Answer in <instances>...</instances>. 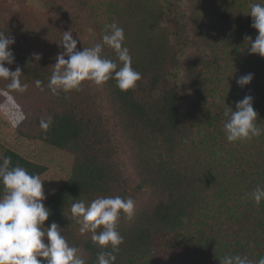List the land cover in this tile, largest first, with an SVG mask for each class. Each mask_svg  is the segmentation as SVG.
Returning <instances> with one entry per match:
<instances>
[{
	"label": "trees",
	"instance_id": "1",
	"mask_svg": "<svg viewBox=\"0 0 264 264\" xmlns=\"http://www.w3.org/2000/svg\"><path fill=\"white\" fill-rule=\"evenodd\" d=\"M252 3L264 0H0V32L15 39L10 46L15 62L6 66L20 67L28 85L20 93L0 79L2 107L20 136L74 155L71 176L44 203L50 209L44 223L55 221L86 264H96L98 254L111 249L94 243L91 232H80L71 214L74 202L87 206L117 195L134 200L133 215L121 212L118 221L124 240L115 264H178L175 250L177 242L184 243L179 238L186 227L197 225L216 203H226L227 190L214 182L219 174L205 157L214 147L205 131L216 121L210 109L215 75L227 63L216 34L240 14L252 23ZM113 22L124 29L132 67L141 73L136 87L121 91L115 79L99 86L85 80L79 91L53 95L47 85L64 52L63 32L71 30L82 50L103 44ZM33 53L42 58L36 61ZM102 56L117 59L107 45ZM48 116L53 122L44 132L40 120ZM255 140L262 178L264 134ZM5 156L11 157L10 167L33 175L48 170L11 148L0 150V158ZM246 205L240 207L254 214L253 226L264 233V202ZM255 241L248 254L253 262L264 257V235ZM223 249L217 250L218 259Z\"/></svg>",
	"mask_w": 264,
	"mask_h": 264
},
{
	"label": "clouds",
	"instance_id": "2",
	"mask_svg": "<svg viewBox=\"0 0 264 264\" xmlns=\"http://www.w3.org/2000/svg\"><path fill=\"white\" fill-rule=\"evenodd\" d=\"M248 14L252 17L251 27L258 31L254 40L246 37L250 44L249 52L264 57V3H252ZM125 39L124 29L113 22L106 26L103 44L78 50V41L73 38L72 31H64L60 42L64 52L58 54L49 78L47 87L50 92L58 95L61 91H79L85 80L99 86L115 79L121 91L135 88L142 77L132 67V56L124 46ZM14 43L13 37L0 32V79L9 81L7 89L23 93L28 85L21 81V68L12 71L6 66L15 62L10 48ZM103 45L115 51L116 60L102 56ZM32 55L36 61L42 58L39 53ZM118 62L122 66L118 67ZM252 79L253 74L249 73L237 79V84L243 87ZM36 85L41 87L42 82L36 81ZM223 115L226 117L223 130L229 143L251 140L264 134V129L257 126L258 113L250 95L237 101L235 109H225ZM23 118L21 116V120ZM52 122L51 116L42 118L40 128L47 132ZM10 164L11 157L0 158V184L4 187V195L0 197V264H86L79 249L68 243L55 221L45 226L50 209L43 203L46 199L44 180L21 166L10 167ZM249 195L256 205H260L264 202V186L257 185ZM134 208L132 198L118 195L98 197L87 206L83 200L72 204L71 214L81 224L80 232H91L94 243L111 249L99 253L96 264H115L114 253L119 252L124 240L117 227L121 212L131 217ZM220 264H264V257L253 262L247 256L225 255L220 258Z\"/></svg>",
	"mask_w": 264,
	"mask_h": 264
},
{
	"label": "rangeland",
	"instance_id": "3",
	"mask_svg": "<svg viewBox=\"0 0 264 264\" xmlns=\"http://www.w3.org/2000/svg\"><path fill=\"white\" fill-rule=\"evenodd\" d=\"M219 29L216 38L224 49L227 63L215 75V96L211 98L210 109L216 121L205 131L208 133L206 140L214 147L212 152L205 153V157L214 168L213 172L219 174L213 179L227 190V200L223 206L216 203L206 210L197 225L186 227L179 238L184 243L177 242L175 250L178 264H220L216 253L221 247L224 248L220 253L223 256L227 253L248 257L257 245L255 239L264 235L253 226L254 214L240 207L242 204L247 206V201L254 202L249 194L257 185H264L261 182L264 177H260L262 167L259 155L254 150L256 138L229 143L223 130L226 120L224 110L235 109L236 102L246 95L253 97V107L258 113L257 126L264 129V57L249 52L250 44L246 37L254 40L258 31L251 27V22L243 14L229 19V23ZM249 73L253 74L251 82L239 86L237 79ZM5 100L0 91V150L4 147L14 149L47 166L48 170L39 176L44 180L45 203L71 176L74 155L40 140L20 136L3 110ZM250 150L253 153L246 155ZM228 242L236 253L231 251L230 246L226 249Z\"/></svg>",
	"mask_w": 264,
	"mask_h": 264
}]
</instances>
